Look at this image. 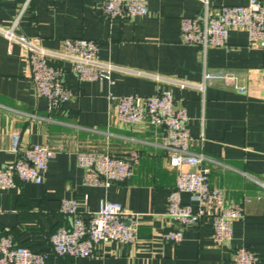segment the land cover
I'll return each instance as SVG.
<instances>
[{"label": "crops", "instance_id": "0c3cea01", "mask_svg": "<svg viewBox=\"0 0 264 264\" xmlns=\"http://www.w3.org/2000/svg\"><path fill=\"white\" fill-rule=\"evenodd\" d=\"M208 1L212 12L248 3ZM147 7L145 15L111 19L103 13L102 0H0V25L9 27L18 17L19 30L53 50L61 49L64 38L93 39L99 57L122 68L113 82L81 80L69 62H59L73 96L50 110L46 99L37 96L25 48L18 42L10 48L0 33V168L17 157L14 134L20 135L22 149L40 143L54 151L41 184L0 188V236L9 234L33 250L49 251L50 233L70 223L60 211L62 199L75 198L85 216L109 200L138 213L136 242L100 243L89 257L50 251L44 264H225L239 246L252 248L258 264H264V47L251 45L241 28L229 30L223 47L204 50L182 43L181 19L200 13L202 0H147ZM205 71L232 73L246 91L219 79L201 87ZM158 89H170L187 110L192 150L206 157L201 165L210 167V183L223 190L226 205L244 207L229 244L215 242L210 217L185 226L178 243L163 238L164 231L179 226L167 215L177 171L161 145L165 130L115 115L120 96L145 97ZM132 150L141 156L125 182L84 181L79 153L125 156ZM199 167L183 165L185 170ZM182 200L195 205L187 193Z\"/></svg>", "mask_w": 264, "mask_h": 264}, {"label": "built area", "instance_id": "2783aa9c", "mask_svg": "<svg viewBox=\"0 0 264 264\" xmlns=\"http://www.w3.org/2000/svg\"><path fill=\"white\" fill-rule=\"evenodd\" d=\"M202 1L204 7L200 13L181 19L182 43L198 45L204 50L208 47H223L227 44L229 30L241 28L247 31L251 45L264 47V0H248L245 5H225L217 12L210 10L208 0ZM102 10L111 19L148 13L147 0H102ZM0 33L8 39L10 48L15 42L25 48L37 96L46 99L50 110L62 107L73 96L72 89L64 81L65 71L59 62H69L72 71L81 80L113 82V74L122 69L99 57V45L93 39L64 38L61 49H48L19 30L18 17L13 18L9 27L0 25ZM216 79L232 84L240 92L246 91L234 74L223 71H205L200 86ZM177 83L189 85L186 81ZM115 115L123 122L147 121L165 130L161 145L177 171L175 186L168 195L167 215L179 226L164 231L163 238L178 243L184 237L185 226L210 217L215 242L229 244L234 236V221L244 217V207L239 203L226 205L223 190L210 183V167L201 165L206 157L192 150L188 112L177 104L172 91L158 89L145 97L136 94L120 96ZM12 150L17 153V157L12 163L0 168V188L15 187L20 182L41 184L54 157L53 149L40 143L22 149L20 135L14 134ZM140 156L137 150L125 156L107 152H81L77 160L84 169L86 183L108 185L128 180ZM185 164L200 167L185 170ZM183 193L189 194L195 205L184 202ZM60 211L70 218V223L60 225L50 233L49 251L33 250L28 245L17 243L11 235L3 234L0 236V264H44L50 251L60 256L89 257L96 254L100 243L130 244L138 238V213L119 202L101 200L97 211L85 216L78 210L75 198H64ZM258 263L259 259L252 248L239 246L233 249L225 264Z\"/></svg>", "mask_w": 264, "mask_h": 264}, {"label": "water", "instance_id": "95a60500", "mask_svg": "<svg viewBox=\"0 0 264 264\" xmlns=\"http://www.w3.org/2000/svg\"><path fill=\"white\" fill-rule=\"evenodd\" d=\"M24 33V32H23ZM25 34V33H24ZM26 35V34H25ZM26 36H28V35H26Z\"/></svg>", "mask_w": 264, "mask_h": 264}]
</instances>
